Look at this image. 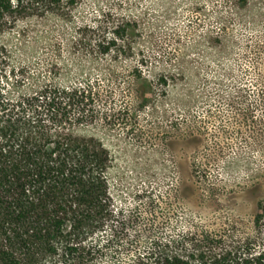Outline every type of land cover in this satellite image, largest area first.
<instances>
[{"label":"rangeland","instance_id":"obj_1","mask_svg":"<svg viewBox=\"0 0 264 264\" xmlns=\"http://www.w3.org/2000/svg\"><path fill=\"white\" fill-rule=\"evenodd\" d=\"M18 18L0 40L27 66L26 89L89 90L76 133L112 157L113 230L131 250L117 263L151 248L254 264L264 253V0H79Z\"/></svg>","mask_w":264,"mask_h":264},{"label":"trees","instance_id":"obj_2","mask_svg":"<svg viewBox=\"0 0 264 264\" xmlns=\"http://www.w3.org/2000/svg\"><path fill=\"white\" fill-rule=\"evenodd\" d=\"M29 2L0 0V39L19 15L66 13L79 0ZM27 75L0 40V264H118L131 250L121 251L113 230L112 157L100 140L76 133L89 90L51 82L28 90ZM132 254L128 264H227L151 248Z\"/></svg>","mask_w":264,"mask_h":264}]
</instances>
